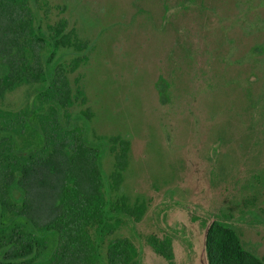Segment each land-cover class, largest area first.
Returning a JSON list of instances; mask_svg holds the SVG:
<instances>
[{
  "label": "rangeland",
  "instance_id": "rangeland-1",
  "mask_svg": "<svg viewBox=\"0 0 264 264\" xmlns=\"http://www.w3.org/2000/svg\"><path fill=\"white\" fill-rule=\"evenodd\" d=\"M45 1L39 8L42 27L63 19L65 31H73L70 44H84L80 50L61 48L55 60L67 63L87 56L68 77L72 88L79 79L87 97L85 104H75L74 112L92 109L89 139H94L92 133L121 134L131 141L122 187L131 198L139 196L147 203L135 224L142 264H165L145 239L148 234L161 236L158 227L174 222L193 239L192 264H207L204 227L192 215L209 223L228 209L229 200L237 218L245 198L253 200L249 206L255 211L264 208L263 186L246 187L237 176L224 175L226 140L214 134L224 131L225 118L233 119L225 113L226 105L235 111L239 100L264 97V0ZM126 53L132 63L124 65ZM118 65L128 68L129 86H120L127 80L119 83L123 74L118 77ZM159 76L168 83V105L158 101ZM29 91L26 85L6 94L1 105L17 109ZM164 128L172 134L170 145ZM215 139L219 141L213 160L210 147ZM112 163L109 155L101 158L105 175ZM256 163L251 159L244 164L242 175L254 174ZM167 166L173 170L170 175L161 172ZM239 166L234 161L230 168L235 172ZM163 207L167 209L160 213ZM235 224L244 247L264 256V225L242 217ZM120 232L128 234L126 227ZM174 248L178 260L181 249L176 244Z\"/></svg>",
  "mask_w": 264,
  "mask_h": 264
},
{
  "label": "trees",
  "instance_id": "trees-1",
  "mask_svg": "<svg viewBox=\"0 0 264 264\" xmlns=\"http://www.w3.org/2000/svg\"><path fill=\"white\" fill-rule=\"evenodd\" d=\"M44 4L45 0H0V83L6 88L47 81L44 62L49 64L55 48L70 40V33H63L61 20L48 25L52 30L48 36L40 30V25L36 30L35 7ZM76 62L73 61L71 69ZM64 71L62 66H56L51 72L50 84L42 91L44 97H58L63 105L72 102ZM3 89L1 87L0 93ZM47 121L40 118L35 128L22 115L6 113L5 124L12 130H8L5 141L0 140V264H104L95 241L83 227L101 220L98 205L102 197L95 193L72 196L67 182L73 179L81 187L91 184L92 190L97 191L100 186L98 163L82 141L74 154H70L66 144L73 141L74 131L64 130L56 121L52 123L54 129L49 128ZM14 135L21 136L26 145L25 153H17L12 140ZM120 143L123 150L117 159L118 165L123 167L126 145L122 140ZM16 173H21L22 177L17 178ZM13 183L26 191L21 202L14 201L7 193ZM143 209L141 203L130 213L138 219ZM102 227L106 224L97 226L96 232ZM50 237H54L53 251L47 254ZM211 246L210 257L214 261L210 258V264H259L254 257L247 256L232 233L213 239ZM121 248L127 252L125 246ZM41 252L44 259L38 260ZM126 255L121 253L119 257ZM116 258L110 248L105 264H119Z\"/></svg>",
  "mask_w": 264,
  "mask_h": 264
},
{
  "label": "flooded vegetation",
  "instance_id": "flooded-vegetation-1",
  "mask_svg": "<svg viewBox=\"0 0 264 264\" xmlns=\"http://www.w3.org/2000/svg\"><path fill=\"white\" fill-rule=\"evenodd\" d=\"M35 8L37 10V17L34 23L36 30L40 25V30L46 36L52 34V30L48 28V25H54L56 22L54 24H46V29H44L41 25V16L39 14L40 9L38 6ZM60 20L64 22L63 33L68 32L70 35H72V30L65 31L66 22L63 19ZM70 46L75 47L76 50H80L84 47V44H70L69 40L68 43L59 44L55 48L54 55L51 58L49 64H45V62L42 60L44 62L45 72L47 76H49L47 81L44 82L42 80H37L26 84L19 83L12 88H6L3 83H0V86L4 87L3 92L0 93V140L5 141L8 130H12L5 124L7 112L16 113L18 116L22 115L24 120L35 128H38V120L40 118L42 120L47 118V123L50 124L49 128L54 129L52 123L56 121L64 130L69 132L74 131L73 141H67L68 143L66 144L68 151L70 154H74L75 150L77 149L76 147L79 146H77V144L81 141L83 142L82 145L84 147L88 146V148H90L91 154L94 156L96 163H98L100 186L99 189L94 192L92 190L91 184H85L83 187H81V185L73 182V179H68V186L72 188V190H69L68 192L72 196H84L86 193H95V195L102 197V202L98 205V211L101 212V224L100 220L96 221V223L84 224L83 227L90 235V239L95 241L98 256L104 264L107 261L110 248H112L113 252L118 256V258H116L117 263L119 262V264H123L122 262H124V264H142V242L140 240L139 234L135 230V224L143 217L147 208V203L145 199L139 198V196L131 198L122 187L124 172L127 170L129 165L131 141L128 139V137L122 136L121 134L100 135L92 133L94 139H89L88 122L93 115L92 109L90 107H85L84 109L80 110L79 113L74 112L73 109L76 106L75 104H85L87 97L81 84H79V79H75V88H72L68 77L70 73L76 71L80 63L87 60V56L84 54L75 56L67 63H61V61L55 60L57 59L56 56L61 48H69ZM129 54H127L124 58L122 57L121 62L124 65L127 63H132V57ZM42 58L44 59V56H42ZM74 60H77V62L74 68L71 69ZM56 66H62L65 70L64 75L67 79L68 87L70 88V96L72 98L71 103L63 105V103H60L58 97H44V94L42 93L45 86L48 87L50 84L51 78L53 76L52 73L54 72ZM118 69V77H121L120 75L123 74L119 83L121 84L123 79L127 80L124 85L121 84L120 86H129L130 77L126 78V75H130L128 68L124 69V67L118 65ZM135 83L136 82L133 84ZM26 85L30 87V91L27 94L26 101L23 103L24 105L17 109L11 110H7L1 105L6 94ZM155 88L158 93L159 103L161 105H168L171 99L167 95L168 83L166 79L162 76H159L155 82ZM226 107L227 110L225 113L232 114L231 116H233V119L229 118V116L225 118L224 131L222 133H219V130H215L214 132L216 139L217 137H221L224 141L226 140V147L224 148L225 159L222 163L223 168H225L224 175L237 176L236 179L239 181H246V187H248V185L251 187H264V163H262L264 162V138H262L264 134V97L262 96L260 99H256L254 96H251L248 100L246 99V102L239 100V102L236 103V106L234 105L233 107L235 111L230 110V105H226ZM163 132L166 145H170L172 134L167 131V128H164ZM78 137L80 138V141H78ZM244 137H246V139H244ZM216 139L214 140L213 145L210 147L211 158L213 160H215V152L218 149L217 142L219 140L217 141ZM12 140L14 141V146L16 147L17 153L20 152V154H23L26 152V150H23L26 145L24 144L21 136L16 137L14 135ZM121 140L126 145L124 150L125 165L123 167L118 165L117 159V156L120 155L123 150V145L120 143ZM106 155L111 156L113 161L112 168L107 175H105L101 165V158ZM251 159L258 162L256 165L259 166V169L247 178L246 175H242L241 169H244V164L250 162ZM234 161H239L240 165L235 172L230 168V165L233 164ZM175 164L179 165L180 163L174 162L173 165ZM161 172L163 174L170 175L169 173H173V170L167 166L164 167V169L162 168ZM15 175L17 178L22 177L21 173H16ZM70 177L71 175L68 174V178ZM7 193L14 201L21 202L25 198L26 191L21 185L13 183L9 187ZM261 200L264 201L263 198ZM251 201L253 202V200ZM251 201H249L247 198L242 201L241 204L243 209L240 211V214L237 218L235 217V214L231 213L230 211L231 202L229 200L228 209H224L222 212L218 213L217 216L212 218L209 223L205 220L198 219L197 216L192 215L191 218L193 220H197V222L202 227H204L203 250L205 252L207 264H210V258L211 261H214V258L210 257L212 249L211 242L213 239H220L222 237L225 238L231 233L237 238L240 246L245 251V253L248 254L247 256L250 259L254 257L256 260H258L259 264H264V256H258L254 251L244 247L240 233L236 228L237 224H235L242 217L244 222L246 221L247 223L253 225H264V208L257 209L259 212L255 211L249 206ZM141 203L143 204L144 209L140 217L136 219L133 213H130V211H133ZM166 209L167 207H163V209L160 210V213H163V211H166ZM246 216H249L248 220H246ZM102 224H106V227L103 228V225V227L96 232V227ZM124 227H126L128 230L127 235L120 234V230H122ZM158 229H163L161 236L156 234H148L145 239L151 251L156 256L162 258L165 264H192L195 257L196 248L194 246L193 239L189 233L185 231L183 226H181L180 223L174 222V224L169 226L164 224L163 227H158ZM134 239L138 241V245H136ZM53 242L54 237H50L48 241V249L46 250L47 254L53 251V247L51 246L53 245ZM175 244L181 249V251L179 250L181 255L179 257L180 259L178 260L175 258V254L177 253V251H175L176 248H174ZM124 246L126 247L127 252L121 248ZM121 253L128 255H126V257L122 256L120 258L119 255ZM42 254L43 253L41 252V254L38 256V260L44 259ZM123 258L125 259L124 261ZM50 264L55 263L52 262Z\"/></svg>",
  "mask_w": 264,
  "mask_h": 264
}]
</instances>
